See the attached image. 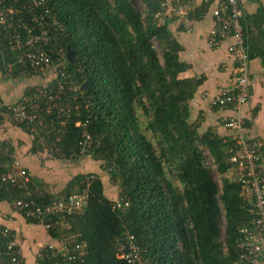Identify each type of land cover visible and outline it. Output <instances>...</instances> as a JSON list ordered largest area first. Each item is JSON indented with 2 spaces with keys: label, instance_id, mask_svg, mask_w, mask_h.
<instances>
[{
  "label": "trees",
  "instance_id": "trees-1",
  "mask_svg": "<svg viewBox=\"0 0 264 264\" xmlns=\"http://www.w3.org/2000/svg\"><path fill=\"white\" fill-rule=\"evenodd\" d=\"M138 1L142 10L135 0H47L49 22L64 29H49L53 81L46 89L36 87L27 93L29 110L38 113L33 124L15 123L12 116L11 120L34 138L37 149L44 139L53 158L67 160L82 157L84 127L77 124L86 125L91 148L83 157L100 162L119 190L118 199L127 203L114 210L98 174L78 175L64 197L89 190L86 207L59 224L52 221L47 231L53 239L69 243L70 253L81 256L83 264H128L118 255L123 244L129 246L130 236L140 264H238L237 240L254 216L250 202L242 197V184L229 178L231 172L239 176L231 163L234 136L222 138L214 126L205 128L200 113H192L191 103L205 78L182 76L189 69L180 59L182 47L168 21L156 17L166 12L164 0ZM207 9L204 4L195 11L196 17L190 16L197 19ZM242 23L250 60L260 58L264 66V42L248 39L244 16ZM1 46L5 69L16 76L32 74L24 48L5 38ZM68 48L75 53V64L66 59ZM62 67L66 78L59 72ZM85 82L88 87L82 91ZM60 86L63 94L56 107H48L43 97L33 100L39 91L50 95ZM206 151L221 187L209 169ZM15 161L12 143L0 141V203L14 207L21 189L3 178L20 182L12 168ZM32 195L41 206L57 198L34 187ZM4 231L0 226V264H23L18 245L8 248L13 234L6 237ZM37 261L66 260L62 252L48 247Z\"/></svg>",
  "mask_w": 264,
  "mask_h": 264
},
{
  "label": "crops",
  "instance_id": "crops-1",
  "mask_svg": "<svg viewBox=\"0 0 264 264\" xmlns=\"http://www.w3.org/2000/svg\"><path fill=\"white\" fill-rule=\"evenodd\" d=\"M194 1L192 16H197L198 13L195 11L202 5L208 6L207 11L197 19L190 15L177 17L170 10H167V15L166 12L162 15L163 21H168L173 37L182 47L181 61L189 65V69L182 76L205 78L191 103L192 113L196 116L200 113L204 118L205 128L214 126L224 139H229L235 134L232 130L223 127V118L236 115L242 118L246 141L253 145L256 144L259 148L264 170V66L260 58L250 60L249 99L237 113L228 109L220 110L219 107L213 106L212 100L219 90L232 91L236 86L238 76L236 64L228 53V47L234 41L229 39L218 49L211 47L208 35L214 25L212 12L218 5V0L210 3L205 0ZM164 2L172 7L174 0H164ZM240 8L244 19H246L245 31L248 34V39L252 40L254 44H262L264 42V0H241ZM3 66L4 63L1 62L0 141L12 143L15 159L33 179L32 187L41 194H49L57 198L63 196L64 198L67 188L76 176L91 173L100 175L102 169L90 157L82 156L78 159L67 160L41 155V150L35 147L34 138L23 131L18 124H13L11 120L12 115L9 109L23 99L29 100L27 95L29 90L36 87L46 89L45 87H48L53 81L52 74L23 73L16 76L13 75L11 69L7 70ZM247 121H250L251 125H248L250 127L247 126ZM237 178L238 176L233 180ZM102 180L105 194L115 202L118 199V193L110 191L103 178ZM0 226L13 234L23 264H37L38 257L48 247L62 253L66 250L67 243H63L62 239H53L42 222L30 221L7 201L0 203Z\"/></svg>",
  "mask_w": 264,
  "mask_h": 264
},
{
  "label": "built area",
  "instance_id": "built-area-1",
  "mask_svg": "<svg viewBox=\"0 0 264 264\" xmlns=\"http://www.w3.org/2000/svg\"><path fill=\"white\" fill-rule=\"evenodd\" d=\"M24 1V5L20 3ZM207 3L217 0H205ZM241 0H218L213 10L214 25L209 32L208 41L211 47L219 48L229 39H233V43L228 47V53L233 57L236 64L237 80L235 93L222 89L214 96L212 105L219 107L220 110L228 109L237 113L239 108L249 99V89L251 73L249 70V53L245 46L243 13L240 8ZM194 0H174L172 7L166 2L162 3V8L170 10L174 16L184 17L192 12ZM43 9L44 12L37 13V9ZM22 14H27L29 18H22ZM50 9L47 7V0H0V51L1 43L5 39L19 49L24 48L28 67L32 74L40 75L45 72L52 71V54L48 50L49 29H59L63 31V27L56 21L49 22ZM163 13L156 15L157 18L162 17ZM63 78H66L65 68L59 69ZM62 86L58 92L48 95V92L39 91L34 95L33 100L37 102L43 97L47 99L46 105L50 108L56 107L57 103L62 99ZM75 91V90H74ZM76 92V91H75ZM30 100V99H29ZM13 121L21 123L25 121L28 125L34 123L37 114L29 110L28 99H23L14 107L10 108ZM223 127L234 132V147L231 163L236 165L239 174L235 179L243 186L242 197L245 201H249L254 219L250 228H244L240 239L237 240L238 264H264V170L261 166V154L257 145L250 144L246 141L244 122L238 115L230 118H223ZM78 127H84V142L81 143L80 155L84 156L87 150L91 148V136L86 131V125L77 124ZM35 127L30 128L33 131ZM43 146L41 155L52 156L51 148L47 142L42 139ZM13 170L20 175V182L15 177H4L3 181H10L13 186H19L21 189V199L16 202V208L27 218L42 222L48 229L52 221L56 220L59 224L65 217L73 213L84 210L89 197V190L81 193H75L68 197H61L52 200V203L41 206L33 198L32 185H34L31 177L27 175V171L16 160L12 166ZM236 172V173H237ZM123 206H127L123 200L117 199L114 202L113 209L119 210ZM8 230L4 231V235L9 236ZM129 246L122 245L121 252L118 257L128 262V264H140L139 251L133 247V237L127 238ZM65 246L66 250L62 253L65 264H76L81 260V256L75 253L71 254L70 249ZM17 243L12 240L8 243V248L13 250ZM79 249V245L76 246ZM53 249V248H50ZM54 250V249H53ZM19 253V250H18ZM15 261V259L13 260ZM79 264V263H78ZM81 264L83 261L81 260Z\"/></svg>",
  "mask_w": 264,
  "mask_h": 264
},
{
  "label": "rangeland",
  "instance_id": "rangeland-1",
  "mask_svg": "<svg viewBox=\"0 0 264 264\" xmlns=\"http://www.w3.org/2000/svg\"><path fill=\"white\" fill-rule=\"evenodd\" d=\"M135 4L139 8V10H142V5H141V2L140 1L135 0ZM155 47H156L157 51L160 52V54H161V49H160L158 43H155ZM205 153L207 154V164H208L209 169H210V171L212 173V176H213L214 180L217 182V184L219 185V187H221V177H220V175H219V173H218V171L216 169V166L213 164L212 159H211L209 153L207 151ZM97 163L100 166V162H97ZM99 176H103L102 178L104 179L105 184L108 186V188L110 189V191H112V192L113 191H116L118 193V191H119L118 188L111 183L109 176L103 170H102V172L100 173ZM229 178L231 180L233 178H236V174L233 173V172H231L230 175H229ZM222 234H223V238H225V227H222Z\"/></svg>",
  "mask_w": 264,
  "mask_h": 264
},
{
  "label": "water",
  "instance_id": "water-1",
  "mask_svg": "<svg viewBox=\"0 0 264 264\" xmlns=\"http://www.w3.org/2000/svg\"><path fill=\"white\" fill-rule=\"evenodd\" d=\"M74 51L68 48L66 59L70 64H75L77 61L75 60ZM88 87V82H85L84 85L81 87V90H86Z\"/></svg>",
  "mask_w": 264,
  "mask_h": 264
},
{
  "label": "clouds",
  "instance_id": "clouds-1",
  "mask_svg": "<svg viewBox=\"0 0 264 264\" xmlns=\"http://www.w3.org/2000/svg\"><path fill=\"white\" fill-rule=\"evenodd\" d=\"M220 48V47H219ZM215 49V48H214ZM217 49V48H216ZM45 73H51V71H49V72H45ZM42 74H44V73H42ZM41 90V89H40ZM261 159H262V157H261Z\"/></svg>",
  "mask_w": 264,
  "mask_h": 264
}]
</instances>
